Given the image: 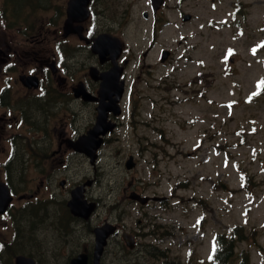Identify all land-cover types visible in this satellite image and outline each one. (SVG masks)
Masks as SVG:
<instances>
[{
  "label": "rangeland",
  "instance_id": "374dc122",
  "mask_svg": "<svg viewBox=\"0 0 264 264\" xmlns=\"http://www.w3.org/2000/svg\"><path fill=\"white\" fill-rule=\"evenodd\" d=\"M205 10L202 20L164 28L157 49L169 46L174 57L162 63L154 54L144 67L151 35L143 33L140 16L130 21L125 42L136 60L127 71L121 124L105 140L96 165L87 157L70 165L94 180L87 197L100 204L96 222L114 218L141 230L142 219L152 235L156 228L158 238L141 237L146 252L108 248L103 264H219L212 258L218 234L233 235L234 254L226 264H264V0H217ZM84 58L89 61L88 53ZM131 155L136 167L129 171ZM28 171L27 163L20 178ZM132 191L167 200L142 208L130 200ZM50 203L65 215V225L51 224L43 213L37 222L32 217V242L37 248L62 246L48 258L64 264L66 251L71 258L89 247L91 235L72 223L63 205ZM16 213L8 217L12 229L25 234L28 223L19 224Z\"/></svg>",
  "mask_w": 264,
  "mask_h": 264
},
{
  "label": "flooded vegetation",
  "instance_id": "af4514ba",
  "mask_svg": "<svg viewBox=\"0 0 264 264\" xmlns=\"http://www.w3.org/2000/svg\"><path fill=\"white\" fill-rule=\"evenodd\" d=\"M216 1L76 0L77 10L70 19L71 0H32L36 12L17 26L19 33L9 36L0 32V181L9 186L14 196L8 211L0 215V264H16L19 256L32 259L35 264H58L48 255L60 252L62 246L35 247L34 229L29 230L27 244L17 231L9 230L7 218L12 211L20 213L28 208L32 214H45L51 222L50 217L53 218L57 209L53 210L50 202L55 199L56 205H65L66 209L69 193L82 181L77 172H69V169L74 158L84 156L75 149L74 143L93 125L97 116L99 103L88 100L84 94L86 91L91 97L98 96L100 82L90 77V70L95 68L102 74L113 65L108 57L102 61L93 54L91 45L95 38L101 34L126 37L130 21L140 16L143 33L151 35L150 44H144L141 67L149 66L146 59L154 54L160 60L164 51L169 52L170 61L174 57L173 49L169 46L157 49L164 28L202 20L199 14ZM237 5L236 12L240 13L242 2L237 1L235 7ZM130 51L131 47L124 43L117 60L123 67L126 86L128 68L136 60ZM85 53L90 56L89 61H85ZM29 78L31 82H27ZM86 108H91L92 113L86 114ZM121 115L109 114L116 123V130L121 124ZM86 119L91 122L84 127ZM18 156L28 158L29 177L25 180L17 170ZM96 215L88 222L74 220L76 225H87L91 232V245L87 248L94 246V227L105 220L115 222L119 228L106 248L118 252L138 251L141 237H150L141 219L137 221L141 230H132L114 218L96 222ZM61 222L63 224L62 216ZM124 238L133 247L130 248ZM64 264H69L67 259Z\"/></svg>",
  "mask_w": 264,
  "mask_h": 264
},
{
  "label": "water",
  "instance_id": "95a60500",
  "mask_svg": "<svg viewBox=\"0 0 264 264\" xmlns=\"http://www.w3.org/2000/svg\"><path fill=\"white\" fill-rule=\"evenodd\" d=\"M119 41V40H118ZM120 42V41H119ZM109 48L115 56L114 60L119 55L120 45L115 40H110L107 37H100L96 40L93 49L96 53L100 55L108 52ZM122 74V69H118L117 66L113 67L109 72L104 74L102 78L100 94V106L98 122L93 129H91L87 136L82 139L78 145L81 147L86 155L91 157L92 162L96 159V151L100 148L103 139L101 135H105L108 131L113 130L114 124L107 122V115L109 111H113L118 114L120 111L118 102L122 98L124 92V82L120 80ZM94 79H98L97 76L93 75ZM108 101V102H107ZM132 158L127 162V168L131 169L134 167ZM90 184V183H87ZM84 188L78 187L72 192V199L69 201L68 206L70 207L72 213L84 219H88L96 208V204L87 203L84 200L83 194ZM133 199L139 200L141 203L145 204L148 202L149 198H143L138 195H132ZM11 201L8 187L0 183V213L4 212ZM96 235V246L94 249V264H100V258L103 254L104 247L107 244L108 237L115 232V228L111 224H105L102 227L95 229ZM18 264H34L31 260L19 257L17 260ZM71 264H88V257L86 254H81L77 258L71 261Z\"/></svg>",
  "mask_w": 264,
  "mask_h": 264
},
{
  "label": "trees",
  "instance_id": "16d2710c",
  "mask_svg": "<svg viewBox=\"0 0 264 264\" xmlns=\"http://www.w3.org/2000/svg\"><path fill=\"white\" fill-rule=\"evenodd\" d=\"M224 236H218V242H219V246L215 252V257H218V259L222 260L223 256H225V258L221 261V263H224L227 258H229L233 251V246H232V242L230 241V245H226L225 246V241L223 240ZM221 252V253H220Z\"/></svg>",
  "mask_w": 264,
  "mask_h": 264
}]
</instances>
